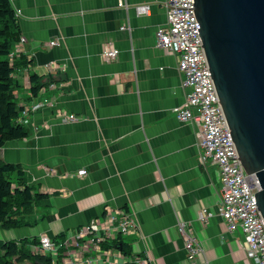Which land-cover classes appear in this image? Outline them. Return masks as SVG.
Wrapping results in <instances>:
<instances>
[{
  "label": "crops",
  "instance_id": "crops-1",
  "mask_svg": "<svg viewBox=\"0 0 264 264\" xmlns=\"http://www.w3.org/2000/svg\"><path fill=\"white\" fill-rule=\"evenodd\" d=\"M9 1L24 39L12 52L30 60L12 74L17 104L40 98L52 104L19 112L28 136L0 148V158L20 163L47 193L37 202L35 225L19 238H3L0 229V239L53 238L123 207L137 227L122 241L145 264H255L242 232H229L216 212L220 172L210 159L201 161L198 126L172 111L184 104L185 89L177 55L156 45V29L167 25L165 0ZM141 3L150 4L149 13L136 12ZM111 47L118 54L106 61L102 52ZM32 74L46 83L36 95ZM59 112L79 119L61 122ZM204 208L213 216L201 224ZM179 221L202 249L194 258Z\"/></svg>",
  "mask_w": 264,
  "mask_h": 264
},
{
  "label": "built area",
  "instance_id": "built-area-1",
  "mask_svg": "<svg viewBox=\"0 0 264 264\" xmlns=\"http://www.w3.org/2000/svg\"><path fill=\"white\" fill-rule=\"evenodd\" d=\"M193 3L194 0H165L167 25L158 27L155 32L157 47L177 55V69L181 73V85L185 89L184 104L174 107L172 111L180 121H191L198 126L201 161L210 159L220 172L221 202L216 212L226 222L229 232L237 229L242 232L248 257L255 264H264V223L254 197L259 188L258 182L254 175L246 173L240 160L236 159L237 155L209 81L197 31L200 25L194 14ZM135 10L138 14H147L150 4H138ZM23 40L20 37L19 43ZM53 44L55 41L49 42L50 46ZM117 54L118 49L114 47L102 52L106 61H112ZM14 55L15 52H12L11 58ZM44 90L45 88H41L40 92ZM51 104V99L40 98L27 107L22 106L21 111L28 114ZM57 118L68 123L77 121L79 116L59 112ZM17 120L23 124L27 122L20 117ZM78 174H85V170H80ZM212 216L213 212L204 208L199 211L197 220L205 224ZM136 227L137 223L127 208H107L101 216L64 232L62 237L51 238L40 234L38 244L32 250L48 254L52 264H117L116 258L123 259L124 256H129L127 262L145 264L144 259L123 254L121 250L123 236L136 230ZM177 229L183 238L188 258L199 255L202 249L193 230L181 221L177 223Z\"/></svg>",
  "mask_w": 264,
  "mask_h": 264
},
{
  "label": "water",
  "instance_id": "water-1",
  "mask_svg": "<svg viewBox=\"0 0 264 264\" xmlns=\"http://www.w3.org/2000/svg\"><path fill=\"white\" fill-rule=\"evenodd\" d=\"M193 10L214 96L236 159L258 182L264 223V0H194Z\"/></svg>",
  "mask_w": 264,
  "mask_h": 264
},
{
  "label": "trees",
  "instance_id": "trees-1",
  "mask_svg": "<svg viewBox=\"0 0 264 264\" xmlns=\"http://www.w3.org/2000/svg\"><path fill=\"white\" fill-rule=\"evenodd\" d=\"M19 38L15 11L9 0H0V148L8 141L28 136L25 126L17 120L22 107L15 99V82L12 79L17 68L30 64V60L20 53L12 58L10 56ZM30 81L33 95L46 84L41 83L36 74L30 75ZM28 178L20 163L0 158V228L10 229L37 223V202L45 198L47 193L31 184ZM62 235L60 233L55 238ZM37 244L36 236L18 240L0 239V264H52L48 254L32 250ZM121 250L133 255L123 241Z\"/></svg>",
  "mask_w": 264,
  "mask_h": 264
},
{
  "label": "rangeland",
  "instance_id": "rangeland-1",
  "mask_svg": "<svg viewBox=\"0 0 264 264\" xmlns=\"http://www.w3.org/2000/svg\"><path fill=\"white\" fill-rule=\"evenodd\" d=\"M26 228L29 229L30 227L23 226V227L13 228L11 230L3 229V228H0V229H1V231H4L3 233H5V237H3V238H19V237L23 236V231H25L23 229H26ZM1 240H4V239H1Z\"/></svg>",
  "mask_w": 264,
  "mask_h": 264
}]
</instances>
